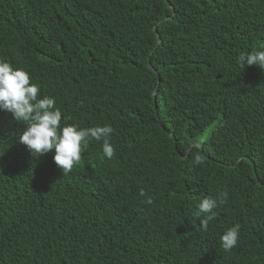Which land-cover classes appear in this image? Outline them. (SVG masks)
<instances>
[{
  "label": "trees",
  "instance_id": "1",
  "mask_svg": "<svg viewBox=\"0 0 264 264\" xmlns=\"http://www.w3.org/2000/svg\"><path fill=\"white\" fill-rule=\"evenodd\" d=\"M253 51L264 0H0V60L61 128L111 126L115 150L92 140L63 176L0 110V264H264V69L238 62Z\"/></svg>",
  "mask_w": 264,
  "mask_h": 264
},
{
  "label": "clouds",
  "instance_id": "2",
  "mask_svg": "<svg viewBox=\"0 0 264 264\" xmlns=\"http://www.w3.org/2000/svg\"><path fill=\"white\" fill-rule=\"evenodd\" d=\"M238 62L248 67L255 65L264 69V51L242 54L238 57ZM39 97L40 89L31 83L26 71L14 69L10 63L0 60V110L10 113L18 123L24 125L25 130L18 141L27 147L26 154L39 159L54 151V163L63 176L73 172L92 140L102 142L106 158L114 157L115 150L110 142L114 129L111 126L80 129L78 125H67L61 128L62 113L56 107V101L48 96L42 99ZM193 162L200 166L204 160L201 155L196 154ZM139 194L145 195L143 190ZM227 200V192H221L216 197L209 196L200 202L196 218L200 219L204 231L216 219L214 210L222 207ZM146 203L151 205L153 201L148 199ZM239 234V224L225 231L220 238L223 251H231L237 245Z\"/></svg>",
  "mask_w": 264,
  "mask_h": 264
},
{
  "label": "water",
  "instance_id": "3",
  "mask_svg": "<svg viewBox=\"0 0 264 264\" xmlns=\"http://www.w3.org/2000/svg\"><path fill=\"white\" fill-rule=\"evenodd\" d=\"M157 37H158V39H159L158 34H157ZM159 42H160V39H159ZM149 67H150L152 70H154L153 66L151 65V62L149 63ZM156 90H157V88L155 89L154 94L156 93ZM262 184H264V183H262Z\"/></svg>",
  "mask_w": 264,
  "mask_h": 264
}]
</instances>
